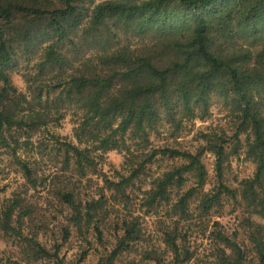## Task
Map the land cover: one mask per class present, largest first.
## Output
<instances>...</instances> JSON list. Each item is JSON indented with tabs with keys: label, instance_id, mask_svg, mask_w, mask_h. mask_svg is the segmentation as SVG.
<instances>
[{
	"label": "trees",
	"instance_id": "trees-1",
	"mask_svg": "<svg viewBox=\"0 0 264 264\" xmlns=\"http://www.w3.org/2000/svg\"><path fill=\"white\" fill-rule=\"evenodd\" d=\"M121 35L149 43L120 46ZM19 56L27 59L25 92L12 82L23 69ZM214 99L229 111L232 136L201 131L195 153L153 146L166 129L176 136L185 122L206 119ZM68 115L76 119V142L48 132L52 148L38 145L37 154L60 166L45 175L39 158L21 152L34 150L37 135ZM112 151L124 156L123 169L103 176L96 194H84ZM207 152L215 157L213 187ZM242 152L255 172L233 188L226 171ZM4 154L25 180V193L46 192L67 224L61 244L49 248L29 196L0 198V232L27 264H65L62 246L74 234L82 244L76 264L93 249L97 264H118L145 241L147 217L160 225L164 248L143 250L142 262L202 264L193 229L206 237L211 217L229 203L244 215L254 257L216 221L207 237L211 264H264V0H0ZM155 165L165 168L152 174Z\"/></svg>",
	"mask_w": 264,
	"mask_h": 264
},
{
	"label": "rangeland",
	"instance_id": "rangeland-1",
	"mask_svg": "<svg viewBox=\"0 0 264 264\" xmlns=\"http://www.w3.org/2000/svg\"><path fill=\"white\" fill-rule=\"evenodd\" d=\"M149 43L148 39H139L135 37L122 36L120 38V46H131L133 49L143 48ZM90 52V50H88ZM34 58H37L35 56ZM27 59L19 56L20 66L23 67L21 73L13 72L12 73V82L14 86L17 87L19 91L25 92L27 90L26 80L22 77V73L25 71L24 67L27 65L25 62ZM31 66L34 62H30ZM29 64V65H30ZM32 68L28 67V71H31ZM34 72V71H33ZM76 125V119L73 116L68 115L64 120L59 124L50 125L47 128V131L44 133H39L35 138V149L32 151H26L23 149L21 154L26 158H39L41 161V172L45 175L52 174L55 171H58L60 166L56 165L48 158H42L41 155L37 154L38 145H43L44 142L48 149L52 148V141L49 140V135L54 134L59 136L64 141L76 142L74 139V128ZM233 124L232 119L229 115L228 109L220 102L219 99H214L210 106V113L204 120H194L190 122H185L181 133L176 136L171 135V131L168 129L160 136L153 137V146L162 147L165 145L179 148L181 150H186L195 153L203 144L202 140H199V134L201 131L210 132L216 131L225 132L227 136H232L233 134ZM243 140L245 137H242ZM47 152V151H46ZM203 160L206 164L208 175H209V187H213L216 181V172H215V157L210 153H205ZM124 156L117 151H112L107 154H104L103 160H101L99 165V174L98 176H91L92 182L88 186H83V193L88 196L96 194L99 187L103 186L102 178L107 176L112 178L116 176L117 170L123 169ZM229 167L227 168V180L231 187L238 188L239 183L246 178L252 177L255 172V165L245 158L244 153H240L237 156L230 157ZM166 163H163L165 165ZM158 166L152 168V174H158L160 170ZM90 177V176H89ZM84 182H87L85 180ZM25 180L22 175L19 173L17 167L14 165L12 158L8 154H4L0 157V198L2 201L12 198L16 193H22L23 196H29L30 201L38 207L39 220L38 224H41V221L45 224V228L41 230V240L43 243L53 247L55 243L61 244L62 242V226H66L63 216L61 215V207L57 202L49 203L47 201L46 192H36L29 191L26 194V188L24 186ZM244 218L243 213L239 211H234L232 203L227 204L221 215H215L211 217L210 223L208 225V232L206 237L202 236L201 228L196 226L193 229L194 246L197 250V258H199V263L202 264H211L214 259L211 256L212 252L211 247L207 244V237L212 231L215 230L213 226L214 222L218 221L222 225V230L230 235L235 237L237 241H243L246 243V247L250 252L249 257L253 258V245L247 240V233L243 229L241 223ZM255 221L261 222L260 219L254 217ZM145 241L139 244L135 250L129 254H126L118 264H147L142 260V251L149 249L151 247H158L163 250L162 241H161V228L157 223L155 217H147L145 221ZM107 237H110V234H106ZM111 238V237H110ZM61 258L65 259V264H76L79 254L82 252V244L79 240V237L74 234L70 240L62 246ZM84 247H86L84 245ZM97 249H93L84 262L81 264H97L99 260V254ZM0 264H27L22 261L18 254L16 244L14 241L8 239L0 232ZM31 264H58L55 261L50 260H41Z\"/></svg>",
	"mask_w": 264,
	"mask_h": 264
}]
</instances>
